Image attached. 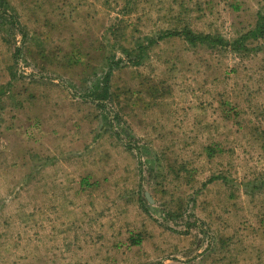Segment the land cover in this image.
<instances>
[{"label":"rangeland","instance_id":"374dc122","mask_svg":"<svg viewBox=\"0 0 264 264\" xmlns=\"http://www.w3.org/2000/svg\"><path fill=\"white\" fill-rule=\"evenodd\" d=\"M263 4L0 0V264H264Z\"/></svg>","mask_w":264,"mask_h":264},{"label":"trees","instance_id":"16d2710c","mask_svg":"<svg viewBox=\"0 0 264 264\" xmlns=\"http://www.w3.org/2000/svg\"><path fill=\"white\" fill-rule=\"evenodd\" d=\"M8 15V14H7ZM9 19L13 22V25L15 27H18V23L16 22L15 18L11 15V13L8 15ZM111 31V29L109 30ZM115 35V34H113ZM170 36H178L182 37L188 44L192 45H201V46H207L211 49H218V47H228L233 52H239L240 50L246 51V45L249 41H257L258 39H261L264 37V4L260 6L259 10L256 13V23L253 28L247 30L243 34H241L237 39L231 41L226 40L221 35L215 34H202V33H195L194 31L183 28L179 31H174L171 33H167L164 35H161V39L165 37ZM122 38L124 36L122 35ZM118 39V37L116 38ZM128 44H131L130 46H120V50L123 53L124 56H126L131 62L133 60L142 59L143 54L147 53V50L151 47V45L155 44L154 41L147 42V39L145 41L143 40H126ZM17 52H19L17 50ZM113 59L111 62V65L109 66V71L107 72V75L105 76V79L101 82L102 84L98 86V90L96 92L91 93V96L93 97V102L96 100L100 104L102 101H105L110 98L109 96V83L110 81L106 78H109L111 76V71L113 67H118V65L121 63V60L114 62ZM147 198V197H145ZM133 245H138L140 243L139 239L132 240L131 242Z\"/></svg>","mask_w":264,"mask_h":264},{"label":"water","instance_id":"95a60500","mask_svg":"<svg viewBox=\"0 0 264 264\" xmlns=\"http://www.w3.org/2000/svg\"><path fill=\"white\" fill-rule=\"evenodd\" d=\"M146 197L148 198V196L146 195Z\"/></svg>","mask_w":264,"mask_h":264}]
</instances>
